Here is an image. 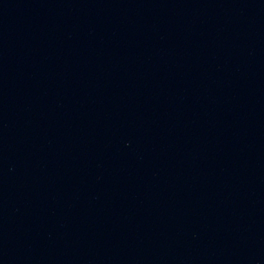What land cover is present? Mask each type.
<instances>
[{
	"label": "water",
	"instance_id": "water-1",
	"mask_svg": "<svg viewBox=\"0 0 264 264\" xmlns=\"http://www.w3.org/2000/svg\"><path fill=\"white\" fill-rule=\"evenodd\" d=\"M124 51L264 62V0H0V67Z\"/></svg>",
	"mask_w": 264,
	"mask_h": 264
}]
</instances>
